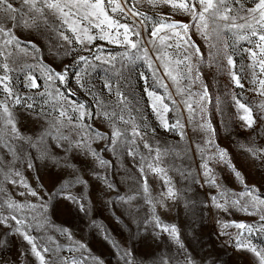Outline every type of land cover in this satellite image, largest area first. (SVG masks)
I'll return each mask as SVG.
<instances>
[{"label": "snow or ice", "instance_id": "1", "mask_svg": "<svg viewBox=\"0 0 264 264\" xmlns=\"http://www.w3.org/2000/svg\"><path fill=\"white\" fill-rule=\"evenodd\" d=\"M144 3L154 9L167 6L173 14L179 12L190 16L191 23L170 20L166 13L160 14L159 18L149 16L141 10L140 5ZM191 29H195L205 40L208 48L207 58L189 35ZM24 34L26 36L22 39L21 35ZM97 40L115 46L121 51L105 52L103 45L95 44ZM241 42L250 45L238 50L246 53L251 61L242 67L241 71L245 68L251 69V82L255 86L252 90L264 96V0H251V6L247 0H0V93L4 94V98L0 99V177H3L0 183L13 185L19 183L27 189V195L42 201L39 205L30 202L19 203L0 187V225L23 236L38 264H89V261L92 264H103L99 257L90 254L84 243L73 239L69 228H57L50 222L46 215L48 201L23 180L16 165L26 157L27 168L38 171L36 160L42 163L49 160L57 162L58 157L51 145L45 144L46 140L52 139L56 142L55 147L62 149L66 155L73 152L91 155L98 167L110 168L111 162L103 159L91 147L92 142L104 140L107 141L105 151L110 150L114 155L126 152L134 163L137 157L140 158L138 167L144 178L145 200L153 205L152 213L156 227L167 233L181 249H184L176 227L163 225L156 217V208L149 195L145 172L147 169L153 174L162 175L166 191H162L161 195L165 200H175L177 192L167 179L165 168L161 166L165 157L170 155V150L160 147L159 144L153 145L152 138L148 137L146 125L142 122L139 106L132 101L123 85L128 83L133 65L138 62L146 64L152 73V79L163 88L160 94L145 89L152 100V111L165 131L178 132L183 140L185 125L180 119L170 123L167 113L177 111L174 106L183 103L189 114V122L193 123L194 128L197 127L195 124L197 114L201 115L203 121L207 104L211 103L208 87L202 85L201 91H193V85L201 80L200 66L206 59L210 66H216L221 71L224 70L221 60L226 59L227 74L231 77L234 87L243 88L241 82L243 77L233 71L236 62L229 51ZM77 45L83 52L91 53V58L88 55L74 56L72 64H64L60 71L43 65L47 55L53 57L68 55L77 50ZM20 52L31 53L33 58L37 59L48 85V88L40 93L46 98L42 99L39 110L35 103L28 102L33 99L32 96L25 98L13 87L11 74L17 69L12 64L16 62L15 58ZM73 64L78 66V70L70 74L69 70ZM100 66H104L103 89L107 90L109 96L115 97L111 103L102 99V91L97 95L94 90L88 89L85 80L88 71ZM24 68L32 66L24 65L19 71H23ZM126 72L129 75H126ZM70 75L75 77L80 88L87 89V95L92 96L95 101L97 112L89 111L84 103L71 99L75 92L65 93L60 87L52 88L57 81L60 85H67ZM165 77L171 81L175 95L181 97L180 101L173 98ZM140 78L145 81L148 79L145 73H140ZM26 80V87L30 89L40 87L31 71L27 73ZM233 100L240 113L239 119L251 129L257 122L252 109L236 96H233ZM17 105L31 110V115L37 121L47 122L48 127L44 128L36 139L24 136L18 127L17 118L12 111ZM261 111L264 112V106H261ZM86 117L92 120L100 117L108 121L112 126L111 135L93 129L91 124L85 123ZM120 124L125 127H120ZM198 127L207 133L204 144H197L204 182L218 190L217 195L211 197L212 202L216 208L224 211L229 207H239L249 214H260L259 227L244 223H235L234 226L241 230L236 234V247L250 251L258 259V264H264V248L254 246L245 235L264 232V198L257 194L254 187L247 185L241 172L232 163L229 152L217 144L216 129L211 122L203 121ZM140 143L146 152L140 150ZM240 147L254 160L264 164V148L254 145ZM28 149H36L38 156H33ZM213 163L225 165L244 185V191L237 194L225 187L218 180L211 166ZM65 165L79 171L71 160H66ZM92 175L102 178L109 188L115 189V185L109 183L106 176L100 177L95 171ZM14 176L20 177V180L13 179ZM75 184L86 185L87 181L81 175H77L65 183V188ZM56 194H63L66 200L78 205L79 210L85 212L83 198L65 192L64 188ZM19 195L24 196L25 193L21 192ZM118 199L127 202L132 197L120 196ZM37 208L43 211L38 212ZM25 210L27 215L24 214ZM92 223L95 224V221ZM223 227L227 228L229 225L225 224ZM48 228L66 234L73 245V250L82 252V255L73 257L69 262L60 255L61 247L51 236L31 234L34 231L44 234ZM104 238L119 250V245L112 241L107 233ZM120 255L124 264H133L131 253L124 251ZM187 260L188 264H197L191 254ZM165 264H168L167 260Z\"/></svg>", "mask_w": 264, "mask_h": 264}, {"label": "rangeland", "instance_id": "2", "mask_svg": "<svg viewBox=\"0 0 264 264\" xmlns=\"http://www.w3.org/2000/svg\"><path fill=\"white\" fill-rule=\"evenodd\" d=\"M247 3L251 6V0H247ZM140 7L149 16L155 18L166 13L170 20L191 23L190 16L179 12L173 14L167 6L154 9L144 3ZM18 35H20L19 32ZM189 35L207 58L208 48L205 40L195 29H191ZM25 36L26 34L21 35V38L24 39ZM229 42L231 43V41ZM95 44L103 45L105 52L121 51L115 46L106 45L104 41L97 40ZM249 46L245 42H241L234 49H229L236 62V68L233 71L243 77L241 80L243 88L234 87L231 77L227 74L226 59L221 60L224 65L223 71L216 66H210L206 59L205 63L200 66L201 80L193 85V91H201L202 85L208 87L211 103L207 104L203 121L211 122L213 128L216 129L217 144L229 152L232 163L241 172L247 185L254 187L257 194L264 198V164H261L259 160H254L240 147L241 145H254L264 148V112L261 111V106H264V96L252 90L255 86L251 82V69L245 68L244 71H241V68L250 64L251 61L246 53L238 49ZM76 49L75 52L60 57H53L49 54L44 58L43 65L54 67L60 71L64 64H72L74 56L88 55L91 58V53L83 52L78 45ZM15 59L16 62L12 66L17 71L11 74L13 87L18 94L25 98L32 96L33 99L28 102L35 103L39 110L42 99L46 98L42 97L40 93L48 88L45 77L42 75V69L31 53L20 52ZM193 59L195 60V57ZM24 65H31L32 68H24L23 71H19V68ZM103 68L104 66H100L95 70L88 71L85 80L88 89L94 90L97 95L102 91V99L111 103L115 97L109 96L107 90L103 89ZM77 70L78 66L73 64L69 71L71 74ZM29 71L37 78L40 87L36 89L26 87V75ZM140 73L146 74L147 81L140 78ZM125 74L129 75L127 72ZM165 82L168 83L173 98L180 101L181 97L175 95L171 81L165 77ZM55 87H60L65 93L75 92V96L71 99L84 103L89 111H98L92 96L87 95V89L80 88L74 76L70 75L67 85H60L57 81L52 86L53 89ZM123 87L127 90L132 101L138 104L143 117L142 122L146 125L148 137L152 138L153 145L159 144L160 147L170 150V155L165 157L161 166L165 168L167 179L171 181V185L177 192L175 200H165L161 195L162 191H166L162 175L153 174L147 169L145 172L149 195L156 208V217L159 218L161 224L176 227L184 249L187 251L181 249L167 233L156 227V220L153 219L152 213L153 205L145 200L144 178L138 167L140 158L137 157L134 163L132 157H129L126 152L114 155L110 150L105 151L107 141L104 140L92 142L91 147L103 159L111 162L112 167L110 168L98 167L91 155L85 156L80 152L66 155L62 149L55 147L56 142L52 139L46 140L45 144L51 145L54 154L58 157L57 162L49 160L42 163L40 160H36L38 171L27 168L26 157L17 163L16 167L19 168L23 180L40 196H43L45 201H48L46 215L50 222L57 228H69L73 239L84 243L90 254L99 257L103 264H124L120 255L124 251L131 253L130 258L133 264H165V260L168 264H188L189 254L196 259L197 264H258V259L253 253L236 247V234L241 230L234 225L235 223H244L259 227L260 214H249L240 210L239 207H229L227 211L216 208L211 197L217 195L218 190L204 182L205 178L200 167L201 157L197 151V144L203 145L207 136V133L198 127L203 122L201 115H196L195 124L197 127L194 128L193 123L189 122V114L185 110L184 104L178 103L174 106L177 111L167 113V119L170 123L180 119L181 123L185 125V138L181 140L178 132L165 131L159 125L157 116L152 111V100L145 91L148 88L160 94L163 92V88L152 79V73L143 62L133 65L128 83ZM233 96L252 109L253 117L257 122L251 129L247 128L239 119L240 113L235 106ZM3 98L4 94L0 93V99ZM165 102L168 103V101ZM12 111L24 136L36 139L40 132L48 127L46 121H37L31 115V110H27L23 106L17 105L12 108ZM85 123L91 124L96 131L111 135V124L100 117H96L94 120L86 117ZM119 126L125 127L123 124ZM73 138H76L74 133ZM25 147L27 148V145ZM140 150L146 152L142 143H140ZM28 151L33 156H38L36 149H28ZM66 160L75 163L79 171L66 166ZM211 166L214 168L218 180L225 187L237 194L244 191V185L225 165L213 163ZM93 171L99 173L100 177L106 176L108 182L115 185V189L109 188L102 178L93 176ZM77 175H81L87 184H75L65 188V183ZM13 179L19 181L20 177L14 176ZM2 180L3 177H0V181ZM0 187H3L8 195L19 203L30 202L37 205L42 203L37 197L27 195V189L19 183L13 185L3 182L0 183ZM62 188L73 196L83 198L85 212H81L78 205L66 200L63 194H56ZM21 192L25 195L20 196ZM120 196L132 197V199L125 202L118 199ZM4 211L7 214L6 208ZM37 211L42 212L43 209L37 208ZM24 214H28L26 210ZM93 221L95 224L92 223ZM225 224L229 227H223ZM105 233L119 245V250L113 247L109 240H105ZM222 233H227V235ZM31 234L51 236L55 243L61 247L60 255L69 262L73 257L82 255V252L73 250V245L67 239L66 234H61L54 228H48L44 234L35 231ZM245 235L254 246L264 248V232L246 233ZM83 254L87 255L88 253ZM0 264H38L37 258L32 254L30 245L23 239V236L2 225H0ZM89 264L92 262L89 261Z\"/></svg>", "mask_w": 264, "mask_h": 264}]
</instances>
